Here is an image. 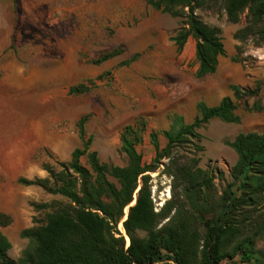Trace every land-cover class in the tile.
I'll return each mask as SVG.
<instances>
[{"label": "rangeland", "instance_id": "obj_1", "mask_svg": "<svg viewBox=\"0 0 264 264\" xmlns=\"http://www.w3.org/2000/svg\"><path fill=\"white\" fill-rule=\"evenodd\" d=\"M18 1L14 6L22 11L20 18L27 17L26 27L31 32L30 40L24 47L28 51L25 76L31 78L27 88H23L28 91L27 95L17 97L19 99H14L12 105L19 109L21 120L22 117L26 120L31 111L44 115L47 146L43 152L36 154L40 166L48 164L58 171L59 162L70 161L73 151L82 146L78 122L82 117L89 116L86 132L93 137L92 150L98 152L102 163L126 167L129 160L121 147L122 131L135 118L145 117L149 119V125L143 133L142 142L137 145V151L143 164L158 167L155 172L149 173L155 206L159 210L175 197L178 203L187 207L178 182L175 183L173 177L166 173L169 160L164 158L160 163L154 162L156 151L150 142V134L152 131H164L170 123L161 121L162 116L154 113L152 106L170 100L167 92L178 94L186 87L190 89L198 85H203L199 91L207 92L206 88L218 80L225 86L233 83L253 90L256 95L237 99L239 123L216 119L198 130L203 152L194 158L190 148L186 147L180 156L181 162L190 163L197 159V167L212 169L214 196L218 198L222 195L232 181L231 169L238 161L237 153L227 142L242 133L264 135V61L257 58L256 52L264 45L259 46L255 37L244 31L250 25L248 10L241 15L238 23L229 22L223 9L197 11L205 23L221 29L226 51L225 56L220 58L217 72L200 80L196 77L195 40L190 38L180 53L170 41L180 28L181 19L147 6L145 0H28L29 3L23 6ZM115 49L122 53L107 64L106 71L112 75L105 76L97 82L98 87L88 93L70 95L71 86L96 79L98 73L87 64ZM41 51L45 52L44 57H36ZM137 53L140 56L135 62L128 66L120 65ZM56 61L61 64L59 72L51 67ZM37 62H44V78L38 81L35 79ZM35 99L39 100V106ZM255 104L262 109L257 110ZM11 136L0 139V145L3 146ZM159 143L161 149L167 143L162 135L159 136ZM82 161L86 163V159ZM47 177L48 173L44 171V178ZM111 181L116 183L113 179ZM67 203V199L49 194L40 187L25 188L18 182L1 184L0 208L8 210L11 218V224L0 229L12 245L9 257L20 264L26 251L34 247L29 239L22 237V232L44 225L48 214L54 210V204ZM40 204L51 207L37 209L35 205ZM121 225L123 220L117 229L128 246L130 239ZM138 236L143 238L146 234L139 232ZM256 251L264 258V232L257 239ZM222 264L241 263L236 257L226 259Z\"/></svg>", "mask_w": 264, "mask_h": 264}, {"label": "trees", "instance_id": "obj_2", "mask_svg": "<svg viewBox=\"0 0 264 264\" xmlns=\"http://www.w3.org/2000/svg\"><path fill=\"white\" fill-rule=\"evenodd\" d=\"M145 2L155 10L181 19L180 28L171 41L182 52L190 38L195 40L198 78L215 74L220 57L226 54L221 29L205 23L198 10L223 9L232 23H238L248 10L250 25L244 31L250 32L259 46L264 45V0ZM121 53L115 49L93 62L101 64ZM139 56L137 53L120 65L128 66ZM111 75L109 71L73 85L68 92L70 95L88 93L98 87L97 82ZM230 90L233 96L224 97L217 106L199 102L198 114L192 122L187 123L182 116L174 114L168 131L150 134L156 151L154 162L169 160L166 173L178 182L187 207L175 197L159 210L155 206L149 173L158 167L143 164L137 151L149 119L138 117L124 127L121 147L129 164L118 167L102 163L98 152L92 150L93 137L86 132L89 116L82 117L77 125L82 146L73 151L70 161L59 162L58 171L45 164L47 178H20L18 181L22 186L40 187L69 201L54 204L44 225L22 232V237L29 239L34 247L26 251L20 264H222L236 257L241 264H264L263 256L256 251L257 239L264 232V135L242 133L227 142L237 153L238 161L231 169L232 181L218 198L214 196L212 169L197 167V159L181 162L180 154L186 147L194 158L203 152L199 129L216 119L239 123L237 99L256 95L255 91L237 85H230ZM255 107L262 109L259 104ZM160 135L167 142L162 149ZM35 207L46 209L51 205ZM122 220L130 239L128 246L117 229ZM10 224V216L0 212V229ZM139 232L146 236L140 238ZM11 247L0 230V264H18L8 255Z\"/></svg>", "mask_w": 264, "mask_h": 264}, {"label": "crops", "instance_id": "obj_3", "mask_svg": "<svg viewBox=\"0 0 264 264\" xmlns=\"http://www.w3.org/2000/svg\"><path fill=\"white\" fill-rule=\"evenodd\" d=\"M14 3L17 5L19 1L0 0V139L4 136L13 135L6 139L3 146L0 145V185L17 183L20 178L34 179L35 176L37 178H44V165H39L36 154L39 151L43 152L47 146L45 141L46 126L44 115L31 111L26 120L23 117L21 120L19 109H16L12 105L14 99L27 95L28 91L23 90V88H27L31 78L25 76V59L28 51L24 49L30 40L29 34L31 32L26 27L27 17H19L22 11L19 8L17 9ZM20 3L23 6L29 2L28 0H20ZM24 9L28 11L27 8ZM48 24H52V22ZM171 42L180 53L177 45L173 41ZM44 55L45 52L41 51L40 54H36V57H44ZM113 58L101 64L88 63L87 66L98 73L97 78L109 72L106 71L108 70L107 64ZM60 65V62L56 61L51 67L53 69L57 68L59 72ZM36 67L38 70L35 78L36 81L39 78L43 80L44 62H37ZM208 76L212 75H207L203 78H198L196 75L200 80ZM230 85L235 84L229 83L225 86L217 80L216 83L206 88L207 92H204V90L199 91L203 88V85H198L194 88L190 87V89L186 87L178 94L176 92H167V98L170 100L166 99L163 104L161 102L153 104L152 109L154 113L162 116L161 121L170 123L168 128L164 130L168 131L171 128L172 116L174 114L182 116L187 123L192 122L198 114L197 105L199 102L203 101L210 107L217 106L224 97L232 96ZM35 101H37L39 106V100L35 99ZM22 116H24L23 113ZM15 131H19V133L13 134ZM59 131L58 129V140ZM0 212L9 214V211L3 208H0Z\"/></svg>", "mask_w": 264, "mask_h": 264}, {"label": "built area", "instance_id": "obj_4", "mask_svg": "<svg viewBox=\"0 0 264 264\" xmlns=\"http://www.w3.org/2000/svg\"><path fill=\"white\" fill-rule=\"evenodd\" d=\"M256 52L258 53V59L259 60H262V61H264V48H258L257 50H256Z\"/></svg>", "mask_w": 264, "mask_h": 264}, {"label": "bare ground", "instance_id": "obj_5", "mask_svg": "<svg viewBox=\"0 0 264 264\" xmlns=\"http://www.w3.org/2000/svg\"><path fill=\"white\" fill-rule=\"evenodd\" d=\"M121 228H122V230H124V227H123V225H121Z\"/></svg>", "mask_w": 264, "mask_h": 264}, {"label": "water", "instance_id": "obj_6", "mask_svg": "<svg viewBox=\"0 0 264 264\" xmlns=\"http://www.w3.org/2000/svg\"><path fill=\"white\" fill-rule=\"evenodd\" d=\"M134 204H135V202H134ZM134 204H133V205H134ZM133 205H131V206H133ZM126 219H127V218H126Z\"/></svg>", "mask_w": 264, "mask_h": 264}]
</instances>
